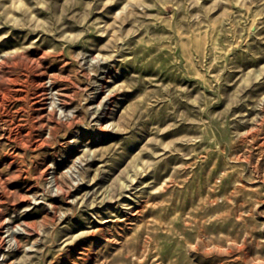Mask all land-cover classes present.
I'll return each mask as SVG.
<instances>
[{"label": "rangeland", "instance_id": "obj_1", "mask_svg": "<svg viewBox=\"0 0 264 264\" xmlns=\"http://www.w3.org/2000/svg\"><path fill=\"white\" fill-rule=\"evenodd\" d=\"M0 264H264V0H0Z\"/></svg>", "mask_w": 264, "mask_h": 264}, {"label": "bare ground", "instance_id": "obj_2", "mask_svg": "<svg viewBox=\"0 0 264 264\" xmlns=\"http://www.w3.org/2000/svg\"><path fill=\"white\" fill-rule=\"evenodd\" d=\"M43 90V89H42ZM54 182H55V184H57V180H56V178L54 177ZM58 186V185H57Z\"/></svg>", "mask_w": 264, "mask_h": 264}]
</instances>
